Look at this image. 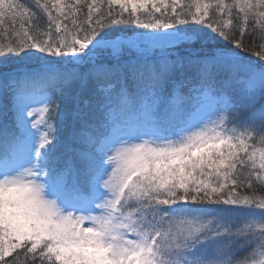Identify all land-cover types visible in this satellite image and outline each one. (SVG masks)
<instances>
[{
  "label": "snow or ice",
  "instance_id": "snow-or-ice-1",
  "mask_svg": "<svg viewBox=\"0 0 264 264\" xmlns=\"http://www.w3.org/2000/svg\"><path fill=\"white\" fill-rule=\"evenodd\" d=\"M0 264H264V0H0Z\"/></svg>",
  "mask_w": 264,
  "mask_h": 264
}]
</instances>
